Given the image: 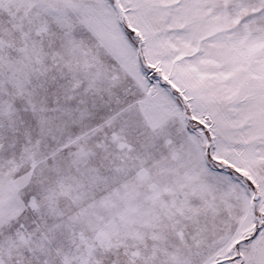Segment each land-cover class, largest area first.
<instances>
[{
	"label": "snow or ice",
	"instance_id": "obj_1",
	"mask_svg": "<svg viewBox=\"0 0 264 264\" xmlns=\"http://www.w3.org/2000/svg\"><path fill=\"white\" fill-rule=\"evenodd\" d=\"M0 264H264V0H0Z\"/></svg>",
	"mask_w": 264,
	"mask_h": 264
}]
</instances>
